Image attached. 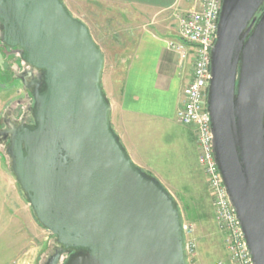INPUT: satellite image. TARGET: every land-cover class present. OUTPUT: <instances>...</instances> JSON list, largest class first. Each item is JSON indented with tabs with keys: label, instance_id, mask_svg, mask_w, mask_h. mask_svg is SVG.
I'll list each match as a JSON object with an SVG mask.
<instances>
[{
	"label": "water",
	"instance_id": "95a60500",
	"mask_svg": "<svg viewBox=\"0 0 264 264\" xmlns=\"http://www.w3.org/2000/svg\"><path fill=\"white\" fill-rule=\"evenodd\" d=\"M0 44L41 74L33 125L9 127L6 155L58 246L45 264L68 252L64 264H188L174 197L112 129L87 25L62 0H0ZM209 71L214 161L251 263L264 264V0L222 1Z\"/></svg>",
	"mask_w": 264,
	"mask_h": 264
},
{
	"label": "crops",
	"instance_id": "0c3cea01",
	"mask_svg": "<svg viewBox=\"0 0 264 264\" xmlns=\"http://www.w3.org/2000/svg\"><path fill=\"white\" fill-rule=\"evenodd\" d=\"M77 1L100 10L92 11V16H108L96 23L105 47L94 40L105 59L102 87L112 109L111 126L131 160L143 168L149 152H154L159 162L158 150L165 141L174 150L178 166L188 164L192 129L175 121L193 70L194 49L182 44L175 32L173 11L184 4L179 0ZM105 6L107 14L102 12ZM171 44L184 46V60ZM9 262L10 258L0 260V264Z\"/></svg>",
	"mask_w": 264,
	"mask_h": 264
},
{
	"label": "rangeland",
	"instance_id": "374dc122",
	"mask_svg": "<svg viewBox=\"0 0 264 264\" xmlns=\"http://www.w3.org/2000/svg\"><path fill=\"white\" fill-rule=\"evenodd\" d=\"M62 1L74 17L87 25L94 34V39L104 48V39L97 34L96 23L102 17L104 21L108 16H92L90 3ZM107 8L109 7L105 6L102 12L107 14ZM110 10L113 12L112 8ZM98 11L94 9L93 12ZM19 63L20 60L9 49L4 50L0 44V119L21 100L23 89L14 75ZM189 133L186 159L188 164L182 163L178 166L174 150L164 141V146L158 150L162 154L158 157L159 162L155 160L154 152L152 155L149 152L150 156L145 159L148 162L142 163V169L157 178L174 197L183 223L193 229L194 262H227L224 237L217 227L207 180L197 164L196 134L193 130ZM5 148L7 146H0V260L10 258L11 262L7 264H44L58 246L49 233L36 222L11 175L10 159L5 157ZM161 158L164 163L160 162Z\"/></svg>",
	"mask_w": 264,
	"mask_h": 264
},
{
	"label": "built area",
	"instance_id": "2783aa9c",
	"mask_svg": "<svg viewBox=\"0 0 264 264\" xmlns=\"http://www.w3.org/2000/svg\"><path fill=\"white\" fill-rule=\"evenodd\" d=\"M223 0H179L184 5L173 13L176 36L192 47L193 70L190 83L182 91V104L177 110L178 125L191 128L196 134L197 164L205 176L212 199L217 227L224 237L227 262L215 264H252L238 221L228 201L212 151V137L206 112L209 83L210 50L215 43L218 18ZM186 58L183 45H169ZM185 253L188 264L194 262L193 229L183 223Z\"/></svg>",
	"mask_w": 264,
	"mask_h": 264
},
{
	"label": "flooded vegetation",
	"instance_id": "af4514ba",
	"mask_svg": "<svg viewBox=\"0 0 264 264\" xmlns=\"http://www.w3.org/2000/svg\"><path fill=\"white\" fill-rule=\"evenodd\" d=\"M10 51L17 59H19L17 50H10ZM19 64L20 65L17 66L14 70L16 72L14 73V75L18 78V82H20L22 86L23 89L22 97L21 100L17 101L15 106L9 108L6 114L3 115L2 118L0 119L1 147L8 146L9 134L7 132L9 131L10 126L12 125L19 126L20 124L26 126L33 125L32 117H31V106H32V91L34 88L31 85L33 84V82H39V83L41 82V74L40 72L25 66L21 61ZM26 86H30V88H27ZM41 88L42 86L40 87V89ZM6 149L7 148H5V152H4L5 155H6ZM5 157L8 156L6 155ZM56 250H54L53 254L55 253ZM70 254L71 253L69 252L63 254L60 259V264H64V262L69 258Z\"/></svg>",
	"mask_w": 264,
	"mask_h": 264
}]
</instances>
